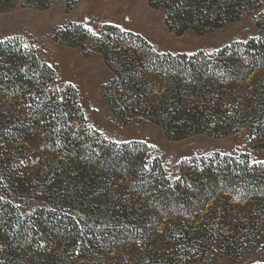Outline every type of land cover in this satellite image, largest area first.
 Here are the masks:
<instances>
[{
    "label": "trees",
    "instance_id": "trees-1",
    "mask_svg": "<svg viewBox=\"0 0 264 264\" xmlns=\"http://www.w3.org/2000/svg\"><path fill=\"white\" fill-rule=\"evenodd\" d=\"M150 4L164 9L170 31L182 35L189 30L206 34L222 28L260 8L262 2L150 0ZM70 27L74 25L63 28L62 35L72 33ZM258 27V37L214 54H173L156 51L140 35L105 25L93 38L113 73L112 80L102 86V96L125 123H156L172 139L198 133L221 137L246 125L254 147H264V11ZM17 50L11 43L0 44V90L16 96L14 107L22 108L32 123L45 124L40 133L50 152L89 176L96 167L102 173L101 180L86 181L80 194L65 192V199L82 207L96 191L108 194V183L116 176H125L130 197L142 199L150 212H130V198L113 197L90 226L83 218H60L51 212L25 217L8 194L1 193L0 259H10L11 251L27 247L35 252L31 261L39 264L38 255H52L56 249L57 236L67 241V250L51 259L53 264H72L79 257L88 259L84 264H97L91 250L111 252L127 241L149 261V249L162 228L171 245L180 239L195 247L197 241L206 249L220 248L232 255L258 239L264 213V164H253L248 154H217L184 161L179 177L171 181L160 160H150L146 144H117L90 128L77 89L62 85L55 69L32 51L17 64L16 56L27 53L21 45ZM7 111L12 113L13 107L1 112ZM31 128L9 126L8 133L6 127L0 128V139L11 137V143L17 142ZM14 167L0 144V172L10 177L8 183L16 189L28 180L23 174L30 167L22 163ZM61 176L36 175L37 191L52 193L53 183ZM166 261L173 260L168 257Z\"/></svg>",
    "mask_w": 264,
    "mask_h": 264
},
{
    "label": "rangeland",
    "instance_id": "rangeland-1",
    "mask_svg": "<svg viewBox=\"0 0 264 264\" xmlns=\"http://www.w3.org/2000/svg\"><path fill=\"white\" fill-rule=\"evenodd\" d=\"M261 2L260 8L222 28L206 34L189 30L178 35L166 25L164 9L154 8L150 0H44L41 3L34 0H0V44L11 43L16 52L19 45L27 50L26 54L16 56L17 64L21 65L24 58L29 57V51H32L41 62L51 65L62 85L71 84L77 89L79 103L90 128L100 132L110 142L146 144L150 160H160L167 176L174 181L179 177V166L184 161L210 158L217 154L236 157L248 154L251 162L264 161V147H254L246 125L237 132H229L221 137L198 133L184 139H172L156 123H125L110 110L102 96V86L112 80L113 73L103 54L96 50L93 38L101 33L105 25H113L140 35L158 52L192 54L205 51L214 54L223 47L234 43L244 44L258 37V18L264 11V0ZM70 25L76 29L70 27L72 33L62 35L61 30ZM85 25L97 34L93 35ZM16 101V96L0 90V128L6 127L5 133L9 132V126L32 127V130L17 142L11 143L10 137L0 139V144L6 159L9 158L12 165H15L14 169L19 163L30 167L23 174L28 180L24 186L15 189L8 183L10 177L1 171L0 194H8L21 215L31 217L51 212L60 218H83L91 226L113 197L122 196L130 198L133 204L130 212H150L143 206L142 199L130 197L125 176H116L114 181L108 183V194L98 190L91 195L93 199L87 200L82 207L66 200L65 192L77 195L90 178L101 180L100 168L96 167L89 176L88 172L75 170V164L64 157L50 152L45 137L40 133L45 124L32 123L28 115L21 111L22 108L14 107ZM9 107H13L12 113L1 112ZM48 173L62 176L58 182L53 183V192L45 194L36 189L39 184L36 175ZM260 218L258 239L241 253L233 255L224 253L220 248L206 249L197 241L195 247H190L180 239L171 245L166 241L167 231L162 228L157 231L159 235L149 249V261L151 264H165L164 261L171 257L173 261H166V264H264V213ZM229 232V228H226L225 233ZM54 240L56 249L52 255H38L36 260H39V264H53L51 259L60 258L67 250L64 237L57 236ZM10 253V259H0V264H34L31 260L35 258V252L30 248L18 247ZM91 255L97 264H149L148 260H144L143 252L132 241L107 253L91 250ZM86 260V257H79L72 264H84Z\"/></svg>",
    "mask_w": 264,
    "mask_h": 264
},
{
    "label": "snow or ice",
    "instance_id": "snow-or-ice-1",
    "mask_svg": "<svg viewBox=\"0 0 264 264\" xmlns=\"http://www.w3.org/2000/svg\"><path fill=\"white\" fill-rule=\"evenodd\" d=\"M85 27L88 28V31L92 32L93 35H96L97 33L88 25H85ZM27 47V45H25ZM51 67V65H49ZM253 164H264V161L254 160L252 161ZM258 264H261V262H258Z\"/></svg>",
    "mask_w": 264,
    "mask_h": 264
}]
</instances>
